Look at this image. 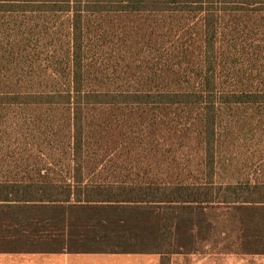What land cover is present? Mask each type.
Wrapping results in <instances>:
<instances>
[{
    "label": "trees",
    "instance_id": "1",
    "mask_svg": "<svg viewBox=\"0 0 264 264\" xmlns=\"http://www.w3.org/2000/svg\"><path fill=\"white\" fill-rule=\"evenodd\" d=\"M7 15L24 21L0 20V251L174 255L224 226L264 254V0Z\"/></svg>",
    "mask_w": 264,
    "mask_h": 264
},
{
    "label": "rangeland",
    "instance_id": "2",
    "mask_svg": "<svg viewBox=\"0 0 264 264\" xmlns=\"http://www.w3.org/2000/svg\"><path fill=\"white\" fill-rule=\"evenodd\" d=\"M0 18L2 25L5 27L9 26L11 20L15 21L16 19L19 22L24 21L23 15H7L0 16ZM61 19L65 23L68 20L67 16H62ZM60 27L61 24H59L58 29H60ZM66 27L63 30H65ZM32 48L36 49L35 44L32 45ZM39 51L43 52L41 49H39ZM42 57L45 59L44 56ZM254 161L256 162V160ZM206 213L210 214L209 212ZM223 230H225L224 226L218 227V232H215L213 236L208 235L209 240L207 241H205V238H208V236L204 234L198 235L196 244L194 245L195 250L180 251L179 254H174L175 256L170 257L173 259V264H264V254H259L254 251H242L240 249L242 242L238 243L239 241L237 240L238 234L240 236V233L230 231L222 232ZM190 241V239L187 240L185 238L183 243L186 244V242L189 243Z\"/></svg>",
    "mask_w": 264,
    "mask_h": 264
},
{
    "label": "crops",
    "instance_id": "3",
    "mask_svg": "<svg viewBox=\"0 0 264 264\" xmlns=\"http://www.w3.org/2000/svg\"><path fill=\"white\" fill-rule=\"evenodd\" d=\"M175 255L157 253H114L93 251L85 253L3 252L0 264H173Z\"/></svg>",
    "mask_w": 264,
    "mask_h": 264
}]
</instances>
